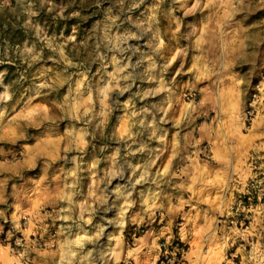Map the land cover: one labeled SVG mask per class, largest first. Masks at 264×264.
<instances>
[{"label":"rangeland","instance_id":"374dc122","mask_svg":"<svg viewBox=\"0 0 264 264\" xmlns=\"http://www.w3.org/2000/svg\"><path fill=\"white\" fill-rule=\"evenodd\" d=\"M264 264V0H0V264Z\"/></svg>","mask_w":264,"mask_h":264},{"label":"trees","instance_id":"16d2710c","mask_svg":"<svg viewBox=\"0 0 264 264\" xmlns=\"http://www.w3.org/2000/svg\"><path fill=\"white\" fill-rule=\"evenodd\" d=\"M187 249L188 246L183 242L174 240L168 247L169 253L162 255L158 264H182L183 256Z\"/></svg>","mask_w":264,"mask_h":264}]
</instances>
